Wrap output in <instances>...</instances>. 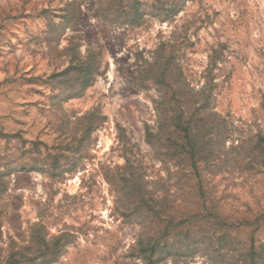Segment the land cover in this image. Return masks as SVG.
Here are the masks:
<instances>
[{
    "label": "rangeland",
    "instance_id": "1",
    "mask_svg": "<svg viewBox=\"0 0 264 264\" xmlns=\"http://www.w3.org/2000/svg\"><path fill=\"white\" fill-rule=\"evenodd\" d=\"M204 89L246 161L214 180L211 249L162 264H264V0H0V264L181 251L195 208L161 124Z\"/></svg>",
    "mask_w": 264,
    "mask_h": 264
},
{
    "label": "trees",
    "instance_id": "2",
    "mask_svg": "<svg viewBox=\"0 0 264 264\" xmlns=\"http://www.w3.org/2000/svg\"><path fill=\"white\" fill-rule=\"evenodd\" d=\"M180 7L175 5L169 14L175 16ZM196 101L187 102L186 109L182 110V105L178 111H171L172 116L166 112L162 128L168 129V120L173 123L171 135L176 136L173 141L177 144V156L181 162V182L183 185V199L186 208L191 205L195 208L194 215H186L183 224L184 236L181 238V251L173 255L169 246L157 239H146L138 243V256L143 258L147 264H162L172 258L176 262L189 259L196 251L205 245L206 249H211V239L218 231L223 230L221 220L223 217L218 213L215 205L222 202L226 197L225 190L218 189V183H214L218 173L223 166L243 165L246 159L239 157L234 159L229 152L225 151L228 135L223 131L225 121L212 108V90L204 89L197 95ZM169 117H171L169 119ZM171 123V126H172ZM222 126V127H221ZM242 149L238 147V150ZM256 149L261 152L264 149L257 143ZM241 151V150H240ZM257 158L249 161L246 169L248 172H257L254 163ZM255 161V162H254ZM4 189V188H3ZM0 187V191H1ZM144 203V199H142ZM189 213V212H187ZM190 214V213H189ZM198 219V231L191 229V219ZM224 219V218H223ZM221 232V231H220ZM226 232V231H224ZM222 233V232H221ZM191 236L197 239H190ZM224 236V235H222ZM220 254V253H219ZM11 264V263H8Z\"/></svg>",
    "mask_w": 264,
    "mask_h": 264
}]
</instances>
